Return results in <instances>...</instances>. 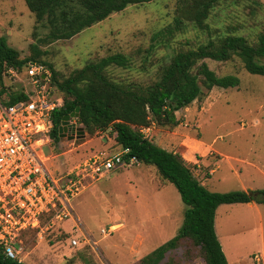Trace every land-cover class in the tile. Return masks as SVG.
Masks as SVG:
<instances>
[{
  "label": "rangeland",
  "instance_id": "1",
  "mask_svg": "<svg viewBox=\"0 0 264 264\" xmlns=\"http://www.w3.org/2000/svg\"><path fill=\"white\" fill-rule=\"evenodd\" d=\"M194 1L153 0L128 5L69 39L51 40L48 29L36 22L24 0H0V36L6 37L20 58L33 55V47L40 50L39 59L52 66L58 82L89 62L122 53L128 66H110L109 76L116 82L146 86L158 79L160 68L179 50L226 35H241L256 44L264 33V0L217 2L204 20L208 29L198 28L184 16ZM175 17H181L177 30ZM169 27L172 33L167 32ZM203 61L218 76L235 74L239 84L203 90L191 104L175 112L177 126L152 121L142 135L178 153L210 191L264 189V76L247 72L236 56L228 61ZM259 62L264 63V57ZM27 80L21 70L1 77L0 88L4 87L8 95L23 93ZM58 94L62 96L60 91ZM70 122L82 127L85 136L70 139L73 133L69 130L56 144L50 139L42 150L44 164L52 173L64 174L99 151L122 152L110 127L89 135L77 119ZM71 205L79 229L65 233L71 231L69 221L63 232L49 231L42 241L35 232L24 233L22 262L139 264L143 256L175 235L185 209L174 185L163 180L154 166L139 162L110 170ZM214 226L227 264H264V204L219 205ZM71 234L82 243L78 248L68 246ZM86 238L89 244L83 243ZM162 264L205 261L200 248L183 239L167 252Z\"/></svg>",
  "mask_w": 264,
  "mask_h": 264
},
{
  "label": "trees",
  "instance_id": "2",
  "mask_svg": "<svg viewBox=\"0 0 264 264\" xmlns=\"http://www.w3.org/2000/svg\"><path fill=\"white\" fill-rule=\"evenodd\" d=\"M151 1L24 0L36 22L48 29L47 36L51 40L69 39L128 5ZM219 1L222 0H195L194 5L189 4L183 14L198 28L208 29L204 20ZM174 20L177 30L181 17ZM167 32L172 33L173 29L169 27ZM33 50L34 54L30 57L20 58L19 52L8 45L6 37L0 36V80L9 68L16 73L24 72L27 61L43 64L51 70L52 85L57 95L58 91L62 94L59 95L61 105L52 111L51 141L55 144L59 142L58 127L63 115L78 106L77 122L89 135L110 127L115 133L116 143L122 150H127L123 159L128 161L134 157L139 163L154 166L163 180L174 185L185 205L183 221L175 235L143 256L139 264H162L167 252L177 248L183 239L191 240L200 248L205 264H227L215 232L216 209L221 204H264V189L224 193L210 191L194 177L178 153L155 144L143 136L140 129L148 127L152 121L161 126L175 127L179 124L175 112L191 104L203 90L239 84L235 74L216 75L204 59L228 61L236 56L247 72L264 76V63L259 62L264 57V33L258 36L256 44L249 43L241 35H226L218 40L209 38L195 48L179 50L160 68L158 79L146 86L116 82L109 76L107 69L110 66H128V59L122 53L89 62L58 82L52 66L39 59L41 51L36 47ZM4 92L5 88L1 87L0 97L7 104L26 99L21 92L9 95ZM0 264L27 263L6 257L0 248Z\"/></svg>",
  "mask_w": 264,
  "mask_h": 264
},
{
  "label": "built area",
  "instance_id": "3",
  "mask_svg": "<svg viewBox=\"0 0 264 264\" xmlns=\"http://www.w3.org/2000/svg\"><path fill=\"white\" fill-rule=\"evenodd\" d=\"M24 73L28 79L23 91L26 99L11 104L0 99V248L6 257L17 261H22L24 233L35 232L42 241L49 231L63 232L69 221L71 231L65 233L79 229L71 201L110 170L138 162L134 157L123 159L126 149L111 154L99 151L64 174L48 170L42 148L50 142L52 111L62 99L47 66L27 61ZM8 74L16 72L9 68L3 77ZM148 129L143 127L140 132ZM67 243L72 248L82 244L72 234Z\"/></svg>",
  "mask_w": 264,
  "mask_h": 264
},
{
  "label": "water",
  "instance_id": "4",
  "mask_svg": "<svg viewBox=\"0 0 264 264\" xmlns=\"http://www.w3.org/2000/svg\"><path fill=\"white\" fill-rule=\"evenodd\" d=\"M79 116V107L77 106L71 113L63 115L61 123L58 127L59 137H64L66 133L70 130L72 135L69 136L70 139L73 138H83L85 136L84 129L80 126H76V123H71L72 118L77 119Z\"/></svg>",
  "mask_w": 264,
  "mask_h": 264
},
{
  "label": "crops",
  "instance_id": "5",
  "mask_svg": "<svg viewBox=\"0 0 264 264\" xmlns=\"http://www.w3.org/2000/svg\"><path fill=\"white\" fill-rule=\"evenodd\" d=\"M237 160H242V161H244L243 159H241V158H236ZM246 161H248V160H246ZM251 203H254V202H251ZM222 205V204H221ZM216 213V212H215ZM214 221H215V219H214ZM215 227V226H214ZM218 238V237H217ZM219 240V239H218ZM220 242V241H219ZM221 244V243H220ZM222 247V246H221ZM224 248L222 247V250H223ZM224 252V251H223ZM225 254V253H224Z\"/></svg>",
  "mask_w": 264,
  "mask_h": 264
}]
</instances>
